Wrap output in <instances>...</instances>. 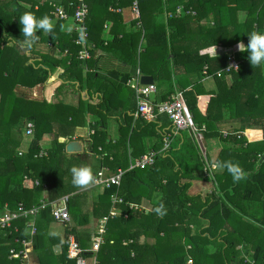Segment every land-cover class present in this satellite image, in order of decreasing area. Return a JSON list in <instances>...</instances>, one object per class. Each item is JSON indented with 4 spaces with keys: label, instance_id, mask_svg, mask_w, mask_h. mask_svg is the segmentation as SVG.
Returning a JSON list of instances; mask_svg holds the SVG:
<instances>
[{
    "label": "trees",
    "instance_id": "trees-1",
    "mask_svg": "<svg viewBox=\"0 0 264 264\" xmlns=\"http://www.w3.org/2000/svg\"><path fill=\"white\" fill-rule=\"evenodd\" d=\"M78 1L59 0L53 3L52 0H25V2L31 3L27 13H31L37 18L52 16L51 11L54 9V5L62 6L64 11L71 15ZM84 1L89 9V19L87 21L89 39L95 41L97 45L116 56L119 60L130 63L135 68L138 65L139 70L142 72L152 74L155 71L161 77L169 78L168 97L175 92V88L183 91L193 122L197 126H204L202 132L204 138H220L221 133L217 128V122L222 118L221 110L224 104L228 105L234 117L254 118L255 109L260 104L261 91L264 92V78L261 76L260 66H251L247 58L248 53L241 52L238 69L231 72L233 81L230 86H226L224 78L215 74L226 66L228 54L224 53L212 58L207 54H200L198 50L190 51L185 47H192L191 44L193 45L194 40L188 37L180 39L178 36H180L182 23L196 21V19L202 18L208 13H213L214 25L205 31V37L212 44L228 49L240 40H245L248 43L247 35L262 26L264 0H188L185 9H191L190 13L181 18L172 17L168 19V25H173L176 28V31L171 33L167 32L164 24H154L151 28L147 27L146 21L143 19L142 27L145 31L146 44L144 50L139 53L138 60L137 39L139 36L135 41L129 42L118 41L114 38L106 46H103V41L99 40L104 19L111 17L114 23L118 21L119 16L114 15L108 9L113 0ZM132 1L125 0V2L130 3ZM146 2L140 3L139 8H142V4ZM147 4L157 6L160 1H150ZM240 10L247 12L245 20L241 23L237 19ZM21 15H23V12L12 13L6 11L0 5V44L3 43L0 47V105H8L10 117L15 114V106L19 107L20 109L16 115L23 112L21 115L25 117L24 124L26 122L33 123V133L27 153L22 158V156L17 155L16 150L20 142V134L16 128L14 132L17 138L14 139L11 131H8L6 126L9 121L5 120L6 125L3 132L0 133V214L6 208L16 209L19 203L29 207L31 205L30 192L41 189L43 184H46L47 195H40L34 204L38 203L39 199L43 197L48 201H53L69 195L68 209L74 215L73 206L75 204L73 200L78 195H70L75 189H71L69 184H63L59 170L49 162L50 156H54L55 151L64 149V144L54 139L53 146L46 151V155L37 156V154L41 150L40 140L44 134L52 131L53 122L59 124V135H72L75 126L79 124L78 119L81 116L83 106L80 104L78 108H74L62 102L53 104L46 102V100H27L13 91L16 84L27 87L48 84L54 80L53 76L55 75V71H50L47 67L50 63H47V56L39 54L43 60L33 59L30 61V54L24 53L21 55L16 51L15 43L8 44L7 37L9 36L23 38L20 30L22 26L19 25L18 21ZM74 37V31L72 35L64 39H58L59 36L56 35L44 37L45 41L57 42V47L65 52L60 60L55 61V65L62 70L57 76L61 77L63 74H68L72 79H79L81 78L80 71L83 66H88V69L93 66L89 62L91 58L85 62L77 58L79 47L74 43ZM179 43L184 46L183 51H181ZM200 46H203V44H200ZM176 66H181L186 73L198 71L206 66L207 73L215 76L217 89L207 92L202 88L200 89L199 85L189 86L190 82L186 77H178L174 73L173 70ZM152 67L153 71L151 70ZM163 70L165 72L161 74ZM171 74H173V78H171ZM92 75L91 71L88 72L84 80L92 79ZM187 86L190 88H186ZM202 94H206L208 98L207 103L204 105H200ZM112 101V91L104 93L100 104L93 107L86 106L87 112L97 114L99 119H104L105 116L101 112L106 111L108 113L110 108L103 109L102 104L109 103L111 105ZM165 120L159 124L158 119L146 121L137 117L133 125L129 120L126 125L120 127L117 144L127 145L129 143L131 147L137 136L155 135L158 137V141L153 150L156 151L162 145L164 134L171 131V122L167 116ZM166 124H170L169 128L163 129ZM11 128H15V123ZM93 128L90 149L93 152H101L98 147L100 146L103 149L110 146V143L106 142L107 134L104 131L98 129L97 126ZM233 142L232 146L222 147L216 161L219 165L225 161L238 164L246 173L243 180L234 182L231 174L223 168L222 172L215 171L212 175L207 176L215 183V191L203 196L199 193L189 194L188 179L194 178L195 173L200 169L202 170L205 161H203V156L194 135L189 130H182L174 137L170 148L157 155L153 166L145 169L134 168L128 170L122 176L118 187L112 186L103 189L102 194L99 195V203H106L102 214L104 216L108 214L111 206V195L117 193L123 200L120 208L130 216L131 210L125 204L133 202L140 205V199L142 198L141 194L137 196L134 194V189L131 187L132 182L136 183L139 179H145L144 183L139 185L140 189L153 190L155 188L160 193V198L151 212L142 213L144 222L154 227L153 229L157 234L163 232V236H167L168 230L176 229V222L180 224L187 215L190 216L195 212L196 203L201 206V208L199 207L201 211L198 208L201 217L208 220V224L201 230L200 236L197 237L189 234V223L184 222L187 223L184 226L185 243L193 248L187 254L188 257H185L184 250H182L181 255H178L179 252L177 255L171 253L165 254V256L153 250L156 264H185L190 256L193 264H251V261L254 264H264V164L258 157V155L261 156L264 149L261 142H248L243 135L234 136ZM129 154L132 155L131 150ZM48 155L49 157H47ZM110 167H112V171L115 169L112 163ZM159 171L162 173L159 174ZM143 174L144 176H142ZM161 179H165L163 183L159 182ZM14 184L18 185L20 189H12L11 186ZM161 204L164 205L165 212L163 215H158L155 209ZM101 207L94 206V211L99 210ZM47 213L51 216L50 207L43 209L40 216L47 215ZM123 220H125L123 216L108 219L106 241L97 251L99 264L115 262V247H120L125 252L124 258L127 264H139L141 262L140 257L143 256V253L139 252L135 234H130L124 231V228H121L115 236V226H123ZM65 225L66 231L70 232L68 223ZM14 226L17 227V231L13 227L0 229V232H4L6 236L4 239L0 238V264H20L18 257H10V250L14 249L17 252L22 248L21 243L15 241V239L25 238L24 232L28 229L24 219H17ZM71 231L73 232L72 229ZM250 236L256 237V244L253 245L252 258L249 261L237 247L243 242H250ZM130 238L133 243L131 242L132 244L129 246L123 245V240L128 241ZM200 240L206 243L204 251L196 250V243ZM207 246L209 247L208 250Z\"/></svg>",
    "mask_w": 264,
    "mask_h": 264
},
{
    "label": "crops",
    "instance_id": "crops-1",
    "mask_svg": "<svg viewBox=\"0 0 264 264\" xmlns=\"http://www.w3.org/2000/svg\"><path fill=\"white\" fill-rule=\"evenodd\" d=\"M52 1L55 3V1L59 0ZM144 1L147 2L142 4V8H139L141 13L139 18L140 25H138V19L134 18L131 13L132 3L125 2V0H113L111 2L108 9L114 15L119 16V18L118 21H115V23L111 17L104 19L99 36V40L103 41V46H106V44L114 38L118 41L129 42L135 41L139 36L137 39L138 60L139 53L144 50V46L146 44V37L144 34L145 31L142 27L143 19L146 21L147 27L151 28L154 24H164L167 32L171 33L176 31V28L173 25H168V19H171L172 17L181 18L192 11L190 9V12H188L189 10L185 9V4L188 0L176 2H169L168 0H138V4ZM150 1H160V4L157 6L147 4ZM0 5H2L6 11L16 14L23 12L24 14L31 6V3L25 2V0H0ZM177 8H181L179 9V13H176ZM246 14L247 12L245 10H240L238 12L237 19L240 23L245 20ZM48 17L55 25L53 33L46 34L42 31H40V33L38 32L39 34L37 33V35L39 38L30 48L24 46V38L9 36L7 39L9 41L8 44L15 43V49L19 54H30V61L33 59L43 60L39 54L47 56V63L50 62L47 65L48 69L50 71H55V75L53 76L54 80L48 84H39L33 87L16 84L13 91L18 96H22L27 100H46V102L53 104L62 102L63 104L70 105L74 108H78L80 104H82L83 108L80 113L81 116L78 119L79 124L78 126H75L72 135H59V124L57 122H53L52 131L44 134L40 140L41 148H45L46 151L53 146L54 139L64 144V149L62 151H55L54 156H50L49 162L55 165L59 170V175L63 184H69L71 189H75L70 193V195L78 196L73 200L75 204L73 206L74 215L71 210H69L70 221L68 225L70 228L68 230L70 232L66 231V225L53 220L50 214L47 213V215H39L34 219L36 233L30 236L27 235L28 230H25L24 233L26 236L24 239H27V264H75L72 259L67 257L66 237L70 235L73 236L78 239L77 241L82 248L88 249L93 236L97 235L98 222L104 216L102 212L104 211V205H106V203H99V195L102 194L103 188L96 186L94 182L87 187L78 188L74 186L72 184L71 168L74 166H87L92 170L93 176H95L100 167H105L107 171H112V167H110L111 163L115 166V168L120 166L127 168L129 163L137 159L139 155L153 150L154 146L157 144L158 137L155 135H146L143 137L137 136L131 144V147L129 146V143H127V145L117 144L120 135V127L122 125H126L129 120L131 125H133L135 123V119L137 118L135 113L136 101L134 97L133 78L135 77L137 69H139L138 65L135 68L132 64L119 60L116 56L106 52L104 48L100 47L95 41L90 39L91 59L89 62L93 66H90L89 69L88 66H83L80 71L81 78L79 79H72L68 76V74H63L61 77L57 76L62 72V70L55 65V61L60 60L65 55V52L57 47V42L51 43V41H45L44 37L56 35L59 36L58 39H64L73 34L74 23L71 18L61 19L55 15ZM213 25V13H208L207 15L202 16V18L196 19V21H187L186 24L182 23L180 27V36H178V38L183 39L184 37H188L194 40L193 45L191 44L192 47H185L190 51L198 50L200 54H207L212 58L227 53L228 55H232L239 62V55L241 54V51L238 46L241 42L247 45V42L245 40H240L228 49L220 45L212 44L211 41L205 37V31ZM256 32L264 33V19L262 26L259 27ZM200 44H203V46H200ZM2 45L3 43L0 44V47H2ZM179 46L181 51L185 49L182 44ZM151 70L153 71V67ZM260 70L261 76L264 78V66H260ZM90 71L93 73L92 79L88 78L84 80L87 73ZM173 71L178 77H186V79L190 82L189 86H192L193 84L199 85L200 89L202 88L207 92L215 91L217 89L214 74H205L204 68L191 73H186L181 66H176ZM140 73L141 75L146 74L153 77L154 84L157 87V92L155 93L153 99L160 100L168 97L167 87L170 83L169 78L161 77L159 73L155 74V71H153L152 74L142 71H140ZM232 75V73H224L222 75L226 86L231 85L233 81ZM171 78H173V74H171ZM128 81H131V83L128 84ZM82 84L84 85L81 86ZM173 84L175 85V82ZM189 86L186 88H190ZM179 90L181 89H174L175 92ZM109 91H112L113 101L111 105L109 103L102 104L103 109L110 108L108 113L106 111L101 112V114L105 116L104 119H99L97 114L87 112L86 106L93 107L100 104L103 99V94L108 93ZM261 94L260 104L255 109L254 118L244 116L234 117L230 112L228 105L224 104L221 110L222 118L217 122V128L221 133L220 138H204L202 136L201 143L204 150L203 161L206 160L208 164L216 165V169L213 170L212 173L215 171L219 173L222 172L223 168L219 167V164L216 161L217 155L223 146L229 147L234 144L233 137L236 135H243L246 140L251 143L261 142L264 149V92L261 91ZM200 99V105H204L208 101L206 94H202ZM2 105H0V133L4 130V119L6 118L5 110L8 109V105ZM165 118L166 116L159 115L157 118L159 124L162 123ZM169 125L170 124H166L163 126V129H168ZM94 126H97L98 129L107 134L106 142L110 143V146L103 149L99 146L98 148L101 149V152H93L90 149L91 136L93 134L92 132H94ZM31 139L32 137L30 140H20L19 145L16 148L17 153L19 151L17 155L22 156V158L25 157ZM71 140H79L83 142L82 152L68 153L66 151V143ZM130 150L132 155L129 154ZM47 157H49V155ZM259 159L262 164H264V151ZM160 173L162 172L159 171V174ZM142 176H144V174ZM144 180L145 179H139L136 183L132 182L131 185L136 196L140 194L142 195V198L140 199L142 209L131 210L130 216L127 215L125 220H123V226H115V236L121 228H124V231L130 234H135V241L138 242L139 252L143 253V256L140 257L141 262L139 264H156V260H154L152 252L153 250L155 252L158 251L162 256L171 253H175V255H177L179 252L180 253L178 255H181L182 250H184L186 253L185 257H188L187 254L190 249L193 248H191L189 244L185 243L186 236L184 233V226H186L187 223L184 222L189 223L188 232L191 236H200L201 230L208 224V220L200 215L201 206L196 203L195 212L190 214V216L187 215L185 220H183L180 224L176 222L175 226L177 228L168 230L167 236H163V232H159L157 234L155 229H153L154 227H151L148 223L144 222L142 213L147 214L151 212L153 206L160 198V193L155 190V188L153 190L140 189L139 185L144 183ZM164 180L165 179H161L159 182L163 183ZM188 182L189 194L195 195L199 193L203 196L215 191V183L212 179H210V177L205 176L201 169L195 173L194 178L188 179ZM154 185H156V183H154ZM11 187L12 189H20L18 185H16V187L12 185ZM30 194L31 205H33L40 195H47V185L43 184L41 189H36L32 191V193L30 192ZM115 194L120 197L117 193ZM94 206L102 207L99 210L94 211ZM198 208L200 211H198ZM201 236L205 237L203 235ZM4 237H6L5 233L0 232V238L4 239ZM106 237L107 232H105L103 236L101 245L105 243ZM249 238L250 242H243L238 245L237 249L241 250V254L250 261L253 253V245L255 246L256 244V237L250 236ZM131 242L132 239L130 238L128 241L123 240L122 243L123 245L129 246L133 243ZM205 246L206 243L203 240L197 241L196 250L198 249L200 251H204ZM208 249L209 247L207 246V250ZM93 255L97 259V252ZM115 256L116 264H127L124 258L125 252L120 247H115ZM115 262L112 261L111 264H115Z\"/></svg>",
    "mask_w": 264,
    "mask_h": 264
},
{
    "label": "built area",
    "instance_id": "built-area-1",
    "mask_svg": "<svg viewBox=\"0 0 264 264\" xmlns=\"http://www.w3.org/2000/svg\"><path fill=\"white\" fill-rule=\"evenodd\" d=\"M179 9H176V13H179ZM190 12V10L188 11ZM52 15L58 16L61 19L71 18L74 23L73 31L75 32L74 43L79 47L77 58L83 62L91 58V45L87 29V21L89 19V9L87 4L79 0L75 6L73 13L68 15L62 6L54 5V9L51 11ZM131 13L134 18L138 19V25H140V11L138 0H133L131 4ZM239 62L232 56H227L226 66L216 72V76L220 77L224 73L230 74L237 71ZM204 73H207V67H204ZM140 71L137 69L135 77L133 78L134 84V97L136 101V116L146 121L156 120L159 115H166L171 122V131L164 134L162 138V145L158 150H150L139 156L137 159L129 163L127 168L117 167L113 171H107L105 167H100L94 176V184L103 189L110 188L112 186L118 187L121 183L122 176L126 171L139 168L145 169L153 166L157 155L167 151L170 148L171 142L174 137L182 130H189L196 141L200 144L202 140V132L204 126H197L191 117L189 109L187 107L183 91L179 90L171 94L166 100L153 99L157 92L156 85L153 84H141L140 83ZM132 81V80H131ZM128 81V84L131 83ZM33 123L27 122L25 128L26 135H32ZM93 133V132H92ZM46 155V150L41 148L37 156ZM204 156V154H203ZM260 157V155H258ZM216 169L215 164H208L205 160L203 171L206 176L212 175V171ZM37 183V182H36ZM46 187V186H44ZM68 196H62L56 200L48 201L44 197L39 199L38 203L30 205L29 207L19 203L14 210L6 208L3 213L0 214V229L14 228L17 231V227L14 226V222L17 219H24L26 221V227L30 236L36 233V226L34 219L40 215V212L50 207V213L53 220L65 225L70 221V214L68 209ZM111 209L106 216H103L98 222L97 235L93 236L90 247L87 249L82 248L79 242L73 236H68L66 239V253L67 257L72 259L75 264H98L96 257L93 255L98 251L103 236L106 232V224L109 218L115 216L127 217L128 213L120 208L123 203L121 197H118L115 193L111 195ZM130 210H141L142 206L135 203L125 204ZM22 245L19 251L14 249L10 250V257L16 256L19 258L20 264H27L28 262V250L26 249L27 239H16ZM15 240V241H16ZM192 263V259L188 258L185 264ZM251 264H254L251 261Z\"/></svg>",
    "mask_w": 264,
    "mask_h": 264
},
{
    "label": "clouds",
    "instance_id": "clouds-1",
    "mask_svg": "<svg viewBox=\"0 0 264 264\" xmlns=\"http://www.w3.org/2000/svg\"><path fill=\"white\" fill-rule=\"evenodd\" d=\"M18 21L19 25L22 26L20 30L24 38V46L29 48L38 40V32L42 31L46 34H52L55 27L49 17L37 18L27 12L21 15ZM247 36V45L241 42L238 46L239 50L248 53L247 58L252 67L264 66V33L254 31ZM219 167L225 168L231 174L234 182H239L246 176L243 169L231 161H225ZM71 176L72 184L78 188L87 187L94 181L93 172L87 166L72 167ZM155 211L158 215H163L165 212L164 205H159Z\"/></svg>",
    "mask_w": 264,
    "mask_h": 264
},
{
    "label": "rangeland",
    "instance_id": "rangeland-1",
    "mask_svg": "<svg viewBox=\"0 0 264 264\" xmlns=\"http://www.w3.org/2000/svg\"><path fill=\"white\" fill-rule=\"evenodd\" d=\"M164 72L165 71L163 70V72H161V74H164ZM19 109H20L19 107L15 106V114L12 117L9 116V109L5 110L6 111V118L4 117L5 118L4 120H7V122L9 121V123H7V125L5 123V125L7 126L8 131H11V134L14 136V139L17 138V135L14 132V131H16V128H17V132L20 134V140H25V139L30 140V138L32 136L25 134V128H26L27 122L24 124L25 121H23V120L25 119V117L21 115L23 112H21V114H19V115H16V113L18 112ZM7 113H8V115H7ZM14 123H15V128L12 129L11 126L14 125ZM197 144H198V147L200 148L201 154L203 156L204 150L202 148V143L199 144L197 142ZM204 145H205V140H204ZM27 146H28V144H27ZM18 153H19V151H18ZM202 171H203V168H202ZM203 173H204V171H203ZM204 175H205V173H204ZM208 176H210V175H208ZM14 187H16V184H14ZM248 254H249V252H248ZM192 263H190V264H192Z\"/></svg>",
    "mask_w": 264,
    "mask_h": 264
},
{
    "label": "water",
    "instance_id": "water-1",
    "mask_svg": "<svg viewBox=\"0 0 264 264\" xmlns=\"http://www.w3.org/2000/svg\"><path fill=\"white\" fill-rule=\"evenodd\" d=\"M141 84H153V77L151 75H140ZM65 149L68 153H79L83 150V142L79 140H71L66 143Z\"/></svg>",
    "mask_w": 264,
    "mask_h": 264
}]
</instances>
